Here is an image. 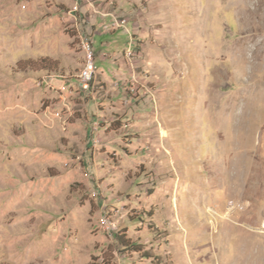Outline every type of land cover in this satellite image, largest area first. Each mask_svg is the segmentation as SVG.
<instances>
[{
	"label": "rangeland",
	"instance_id": "obj_1",
	"mask_svg": "<svg viewBox=\"0 0 264 264\" xmlns=\"http://www.w3.org/2000/svg\"><path fill=\"white\" fill-rule=\"evenodd\" d=\"M110 1L0 0V264H264V0Z\"/></svg>",
	"mask_w": 264,
	"mask_h": 264
},
{
	"label": "built area",
	"instance_id": "obj_2",
	"mask_svg": "<svg viewBox=\"0 0 264 264\" xmlns=\"http://www.w3.org/2000/svg\"><path fill=\"white\" fill-rule=\"evenodd\" d=\"M75 1H78V9H79V4H81L80 6L87 7L89 9L88 11L91 12L92 14H97L101 18H105V19L107 18L109 20L106 23H102L100 26V29L104 33L115 32L119 30V26L127 27L128 25V20L122 17H118L116 13L107 14V9L103 8V6L107 5L108 7H112L110 0H75ZM127 31L129 30L127 29ZM82 44L84 45L85 48L88 49V54H92V66L89 69H83L82 73H79L76 75V79H75L76 88L75 89L76 91H79V92H90V90L92 89V82H93V79H92L93 64H96L95 51L93 49L92 37L91 36L82 37ZM134 90L135 89L133 88V86H131L130 91L133 92ZM98 126H99V123H98ZM94 129H97V126ZM104 223H105L106 229L109 232H112L114 230V226H108L105 220H104Z\"/></svg>",
	"mask_w": 264,
	"mask_h": 264
},
{
	"label": "bare ground",
	"instance_id": "obj_3",
	"mask_svg": "<svg viewBox=\"0 0 264 264\" xmlns=\"http://www.w3.org/2000/svg\"><path fill=\"white\" fill-rule=\"evenodd\" d=\"M111 5H113L112 2H111ZM107 14H115V13L113 11H109V12H107ZM120 27L124 28L126 26H119V28ZM132 42H133L132 41V37H130V42L128 44L129 45L128 49L131 48ZM80 47H81L82 52L84 54L83 69H89L92 66V54H88V49L84 47V45L82 44V40H80ZM128 49L126 50V54H130L131 53L130 50H128ZM124 58H127V57L124 56ZM83 69L80 71V73L83 72ZM96 71H97V66H96V64H93L92 79H93L94 74H95Z\"/></svg>",
	"mask_w": 264,
	"mask_h": 264
},
{
	"label": "crops",
	"instance_id": "obj_4",
	"mask_svg": "<svg viewBox=\"0 0 264 264\" xmlns=\"http://www.w3.org/2000/svg\"><path fill=\"white\" fill-rule=\"evenodd\" d=\"M114 5H112V7H108V8H105V9H107V11H112V8H114L113 7ZM115 9V12H118V11H120L121 9H122V6L120 5V3H119V5L118 6H116V8H114ZM80 11L82 12V13H88V11H87V9H86V7H84V6H82L81 8H80ZM91 19V18H90ZM100 22H98L96 25L97 26H99V24H101V20H99ZM97 22V21H96ZM117 32V31H116ZM115 32V33H116ZM114 32H113V34H115ZM106 34V33H105ZM109 34V33H108ZM112 34V35H113ZM109 35H111V34H109ZM95 36H99L100 38H104L105 37V35L104 34H101V35H95ZM122 54V53H121ZM105 56H107V55H104V57ZM99 73V72H98ZM92 89H93V87H92ZM81 93V95L82 96H86L87 95V92H80Z\"/></svg>",
	"mask_w": 264,
	"mask_h": 264
},
{
	"label": "trees",
	"instance_id": "obj_5",
	"mask_svg": "<svg viewBox=\"0 0 264 264\" xmlns=\"http://www.w3.org/2000/svg\"><path fill=\"white\" fill-rule=\"evenodd\" d=\"M47 61H49V60L43 59V60H41V63L44 64V63H46ZM52 70H54V69H52ZM115 238H116L117 240H119V243H120L121 245H123L124 247L127 246L126 243L123 241V236H118V234H117Z\"/></svg>",
	"mask_w": 264,
	"mask_h": 264
}]
</instances>
